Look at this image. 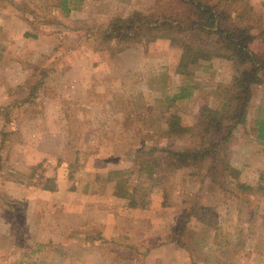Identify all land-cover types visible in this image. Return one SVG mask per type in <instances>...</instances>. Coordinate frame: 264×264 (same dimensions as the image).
I'll list each match as a JSON object with an SVG mask.
<instances>
[{
  "label": "rangeland",
  "instance_id": "374dc122",
  "mask_svg": "<svg viewBox=\"0 0 264 264\" xmlns=\"http://www.w3.org/2000/svg\"><path fill=\"white\" fill-rule=\"evenodd\" d=\"M231 1L250 48L263 50L264 0ZM65 5L68 13L60 0H0V264H264V142L254 137L264 82L218 148L236 177L219 186L204 176L208 160L175 169L162 156L151 183L139 165L153 157L146 151L198 147V116L219 103L214 84L248 66L193 61L192 96L165 103L163 87L186 79L176 72L180 48L159 38L112 53L99 36L111 18L149 12L155 0ZM171 113L192 135L157 134ZM33 165L54 177V192L14 180ZM112 169L145 188L144 204L113 195Z\"/></svg>",
  "mask_w": 264,
  "mask_h": 264
},
{
  "label": "trees",
  "instance_id": "16d2710c",
  "mask_svg": "<svg viewBox=\"0 0 264 264\" xmlns=\"http://www.w3.org/2000/svg\"><path fill=\"white\" fill-rule=\"evenodd\" d=\"M66 1L60 0L65 12L68 13L70 8L66 7ZM224 1L226 0L209 4L203 0H155V6L151 11L146 13L135 11L126 17L115 16L99 33L105 49L112 53L133 44L149 43L159 38L167 39L180 48L176 72L184 75L186 79L180 86L169 89L163 87V101L169 104L190 98L197 88L196 82L190 78L192 70L189 64L193 61H210L215 57H221L236 66H248L233 75L227 84H214L212 90L219 103L217 106L204 109L198 116L203 134L200 136L198 147L176 150L169 146H154L146 151L153 157L143 159L139 165L145 170L151 183L156 181L153 169L161 165L162 156H165L169 165L175 169L208 160L204 176L210 177L211 181L219 186H223L222 177L226 175L236 177V169L226 162L221 163L218 148L221 143L230 139L234 127L243 120L252 98V87L264 82V49L253 51L250 48V26L238 24V17H233L232 13L236 6L234 1H231V5ZM262 38L264 42V31ZM42 82L40 79L36 81L33 86L35 92ZM259 110L261 111L254 121V137L263 143L264 106ZM189 133L192 135L189 125L183 123L179 115L171 113L165 117L164 126L161 125L157 134L173 138L188 136ZM206 134L216 137L217 141H206L204 138ZM11 174L18 184L26 187H37L47 191H53L55 188L54 177L37 173V165L31 166L27 171ZM107 180L112 184L114 196L125 199L133 207L144 204L143 197L137 194L145 188L130 187L127 175L121 169L109 170ZM151 186L148 185L147 191Z\"/></svg>",
  "mask_w": 264,
  "mask_h": 264
},
{
  "label": "crops",
  "instance_id": "0c3cea01",
  "mask_svg": "<svg viewBox=\"0 0 264 264\" xmlns=\"http://www.w3.org/2000/svg\"><path fill=\"white\" fill-rule=\"evenodd\" d=\"M45 191H47V190H45ZM50 192V191H49ZM54 192V191H53ZM105 221H106V219H105Z\"/></svg>",
  "mask_w": 264,
  "mask_h": 264
}]
</instances>
